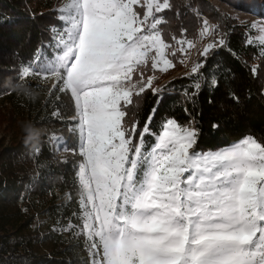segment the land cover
I'll return each instance as SVG.
<instances>
[{
  "label": "snow or ice",
  "instance_id": "6c2138e0",
  "mask_svg": "<svg viewBox=\"0 0 264 264\" xmlns=\"http://www.w3.org/2000/svg\"><path fill=\"white\" fill-rule=\"evenodd\" d=\"M170 8L169 0H63L56 10L61 27L52 29L56 55L38 54L21 68L25 83L53 79L50 97L59 102L70 94L75 104L78 123L69 132L78 152L55 133L49 137L57 150L82 158V227L74 235L84 238L89 264H264V143L249 135L201 150L194 121L168 118L154 132L156 108L142 129L126 119L146 90L161 91L154 77L144 76L149 63L167 72L174 67L169 56L185 53V43L194 46L173 37L176 48L162 38L164 21L156 14ZM249 28L258 32L264 57V18ZM213 35L218 40L200 52L205 61L225 39L218 24L204 19L200 37ZM204 66L191 69L199 77L196 91L185 93L193 104ZM217 84L213 75L211 87ZM52 116L60 117L59 107ZM73 227L70 222L65 231Z\"/></svg>",
  "mask_w": 264,
  "mask_h": 264
},
{
  "label": "trees",
  "instance_id": "16d2710c",
  "mask_svg": "<svg viewBox=\"0 0 264 264\" xmlns=\"http://www.w3.org/2000/svg\"><path fill=\"white\" fill-rule=\"evenodd\" d=\"M56 1L0 0V105L12 133L7 144L0 138V264L90 262L84 238L74 235L82 227L77 178L82 158L57 150L49 139L55 133L78 152V138L69 132L77 123L69 118L76 112L74 101L70 94H62L59 102L50 97V79L33 77L28 83L20 79L22 66L38 54L48 59L56 55L52 29L61 27ZM223 1L247 11L264 7V0ZM169 2L170 9L156 14L163 18L158 27L166 43L178 48L176 40L196 42L198 29L208 19L219 25L225 45L215 48L206 61L200 52L207 44L197 53L196 60L205 66L200 69L204 79L194 104L185 93L196 91L199 77L191 72L178 75L163 84L158 95L146 90L138 108L130 106L129 124L138 121L142 129L156 108L150 125L154 132L168 118L181 125L194 121L201 150H217L249 135L264 143V57L259 44L249 45L245 25L221 14L209 0ZM217 40L213 35L209 42ZM179 55L172 58L176 61ZM176 62L180 67L182 63ZM213 75L218 81L214 88ZM57 107L58 118L52 116ZM213 124L219 127L213 129ZM70 222L74 227L65 231Z\"/></svg>",
  "mask_w": 264,
  "mask_h": 264
},
{
  "label": "rangeland",
  "instance_id": "374dc122",
  "mask_svg": "<svg viewBox=\"0 0 264 264\" xmlns=\"http://www.w3.org/2000/svg\"><path fill=\"white\" fill-rule=\"evenodd\" d=\"M211 4L216 8L221 14H224L227 17H230L231 19L237 21L239 24L245 25V28L247 31L250 32L251 38L255 43H258V41L255 40V37L258 35V32L256 30H251L249 26L256 21H260L261 18H264V7L259 10H244L239 7H235L232 4L228 3L227 1L223 0H209ZM63 3V0L56 1V6L59 8L61 4ZM140 7H138V11ZM145 9L141 8V15L143 14V11ZM200 31L201 29H198L199 37H200ZM212 40V38H211ZM211 40H205V37L197 40L196 42H191L194 46L191 48L187 47V43L183 45V47L186 48V52L177 56V60L180 64L182 63L180 67H178V63L172 58V56H169L170 59H172L174 67L169 69L167 72H161L159 69H152L151 65H149L144 69V76L147 78L148 76L154 77L153 80V87L160 89V87L165 84L168 80L171 78L187 74L191 72V69L194 64L198 63L196 60L197 53L201 50L203 45L209 43ZM178 45V44H177ZM178 48L181 47V45L177 46ZM53 79L49 80V88H51ZM7 112L4 110V105H0V138H4V143L7 144L9 139L12 136V133L8 131V127L10 124L6 122L7 118ZM77 116V112L73 116H70L69 118L73 120V117ZM78 123V118L77 120ZM63 199H66V195L63 197Z\"/></svg>",
  "mask_w": 264,
  "mask_h": 264
},
{
  "label": "built area",
  "instance_id": "2783aa9c",
  "mask_svg": "<svg viewBox=\"0 0 264 264\" xmlns=\"http://www.w3.org/2000/svg\"><path fill=\"white\" fill-rule=\"evenodd\" d=\"M212 36H205V40H211Z\"/></svg>",
  "mask_w": 264,
  "mask_h": 264
},
{
  "label": "bare ground",
  "instance_id": "6f19581e",
  "mask_svg": "<svg viewBox=\"0 0 264 264\" xmlns=\"http://www.w3.org/2000/svg\"><path fill=\"white\" fill-rule=\"evenodd\" d=\"M195 126V125H194Z\"/></svg>",
  "mask_w": 264,
  "mask_h": 264
}]
</instances>
